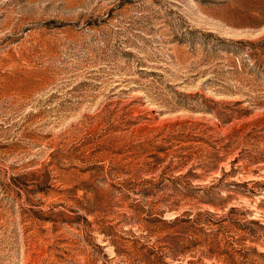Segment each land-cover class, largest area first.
Wrapping results in <instances>:
<instances>
[{"label": "rangeland", "instance_id": "374dc122", "mask_svg": "<svg viewBox=\"0 0 264 264\" xmlns=\"http://www.w3.org/2000/svg\"><path fill=\"white\" fill-rule=\"evenodd\" d=\"M0 264H264V0H0Z\"/></svg>", "mask_w": 264, "mask_h": 264}]
</instances>
